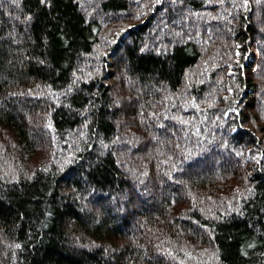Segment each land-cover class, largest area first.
Masks as SVG:
<instances>
[{"label": "trees", "instance_id": "1", "mask_svg": "<svg viewBox=\"0 0 264 264\" xmlns=\"http://www.w3.org/2000/svg\"><path fill=\"white\" fill-rule=\"evenodd\" d=\"M0 264H264V0H0Z\"/></svg>", "mask_w": 264, "mask_h": 264}, {"label": "bare ground", "instance_id": "2", "mask_svg": "<svg viewBox=\"0 0 264 264\" xmlns=\"http://www.w3.org/2000/svg\"><path fill=\"white\" fill-rule=\"evenodd\" d=\"M251 65H252V61H251V59H249V58H247L245 61H244V67H243V74L246 72V74H251L250 73V71H249V69L248 68H250L251 67Z\"/></svg>", "mask_w": 264, "mask_h": 264}, {"label": "rangeland", "instance_id": "3", "mask_svg": "<svg viewBox=\"0 0 264 264\" xmlns=\"http://www.w3.org/2000/svg\"><path fill=\"white\" fill-rule=\"evenodd\" d=\"M253 50L251 49V52H252ZM247 72V71H246ZM246 72L244 73V77L246 78V79H248L249 77H250V75L249 74H246Z\"/></svg>", "mask_w": 264, "mask_h": 264}]
</instances>
